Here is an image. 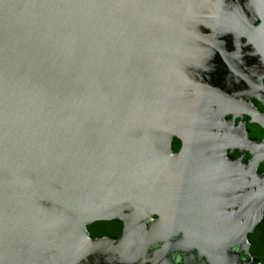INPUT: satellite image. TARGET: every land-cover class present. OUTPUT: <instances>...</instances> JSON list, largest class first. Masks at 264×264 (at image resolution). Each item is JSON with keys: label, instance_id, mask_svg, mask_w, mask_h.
<instances>
[{"label": "water", "instance_id": "water-1", "mask_svg": "<svg viewBox=\"0 0 264 264\" xmlns=\"http://www.w3.org/2000/svg\"><path fill=\"white\" fill-rule=\"evenodd\" d=\"M252 98L264 0H0V264H264Z\"/></svg>", "mask_w": 264, "mask_h": 264}, {"label": "flooded vegetation", "instance_id": "flooded-vegetation-1", "mask_svg": "<svg viewBox=\"0 0 264 264\" xmlns=\"http://www.w3.org/2000/svg\"><path fill=\"white\" fill-rule=\"evenodd\" d=\"M252 100L255 102L256 106L260 109V110H264L263 105L261 103L258 102L257 99L252 98ZM230 115V113H228V116ZM246 127L248 128V133L252 136H258L261 137L262 136V132L260 127L250 121H246L245 122ZM205 129V127H204ZM192 133L196 134L198 132L199 134V130L198 128H191ZM205 133V130H204ZM181 145V139L180 137L176 136V135H171L170 137V148L171 150L175 151L179 148V146ZM230 153L233 154L234 156H237L240 152L238 149L234 148V149H230ZM251 153L247 152L244 155V158H249L251 159ZM262 162H264V160H262L261 162H259V164H262ZM154 216V215H153ZM256 225V224H255ZM254 225V226H255ZM254 228V227H253ZM252 228V229H253ZM86 229L87 231L93 235V236H102V235H112V236H118L121 230V222L119 220H115V219H109V220H105V219H98V220H92L90 222H88L86 224ZM252 229L247 233V238H248V251L250 252V254H252L253 256H258L259 260L261 262H264V257H260L259 255H255L251 250H250V238H249V233H251ZM180 259L179 262L176 261H166L167 264L171 263V264H216L213 260H209L207 258H205L202 254H198L196 253L195 249L189 250L186 254H181L180 255ZM164 262V261H162Z\"/></svg>", "mask_w": 264, "mask_h": 264}, {"label": "rangeland", "instance_id": "rangeland-1", "mask_svg": "<svg viewBox=\"0 0 264 264\" xmlns=\"http://www.w3.org/2000/svg\"><path fill=\"white\" fill-rule=\"evenodd\" d=\"M251 244L250 250L260 257H264V210L261 219L248 234ZM258 257V256H256Z\"/></svg>", "mask_w": 264, "mask_h": 264}]
</instances>
